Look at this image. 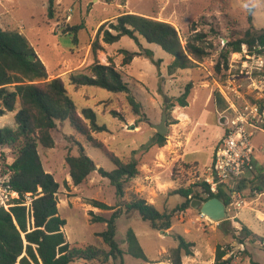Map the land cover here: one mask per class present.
Masks as SVG:
<instances>
[{"label":"rangeland","instance_id":"374dc122","mask_svg":"<svg viewBox=\"0 0 264 264\" xmlns=\"http://www.w3.org/2000/svg\"><path fill=\"white\" fill-rule=\"evenodd\" d=\"M47 5L48 0H0V22L6 29L17 30L28 39L46 68L48 78L62 76L78 111L85 107L94 110L97 121L108 129L96 134L107 148L118 156L126 159L133 156L138 160L139 173L126 182L120 203L137 193L159 211L170 210L183 201L180 195L171 194L173 189L193 184L194 189L201 191L192 180L209 163L216 137L222 135L223 129V112L217 108L213 92L217 90V83L223 80L225 71L216 73L214 64L226 40L241 35L250 25L248 13L255 28L264 27V0H54L53 18L47 15ZM122 12H135L171 22L179 31L182 44L193 34L189 29L191 22L197 21V29L206 32L213 45L211 54L202 62L170 74L168 65L172 56L141 36L142 47L151 49L153 57L135 56L129 64L122 63L120 49L143 53L133 39L122 36L111 44L100 40L102 48L97 52V59L103 64L111 61L120 71L141 102L144 117L132 115L127 106L124 110V98L117 93L94 86L76 88L67 79L68 72L87 71V65L92 61L91 41L97 28ZM81 22L84 26L78 31L75 44L72 34H63L62 28ZM211 27L216 35L212 34ZM232 57L231 53L228 62ZM189 81L192 88L188 105L182 107L174 98ZM170 102L174 105L165 109ZM17 109L18 104L13 111L0 116V127L14 124ZM111 109L123 113L125 118L113 117L109 113ZM123 110L128 111L127 115ZM163 113L168 126L165 144L160 147L149 145L156 132L153 124L160 122ZM53 138L54 146H38V153L44 169L59 184L58 214L66 221L62 231L70 245L94 244L106 249L96 235L105 229L106 224L92 222L89 211L106 218L110 216L112 210L94 207L91 200L114 205L119 199L109 179L97 173L98 167L112 170L114 165L98 148L90 146L76 133L67 120L57 122ZM79 144L96 169L83 183L74 186L64 158L67 154H78ZM253 145L257 166L264 172V134L255 135ZM2 160L5 163L13 160L9 148H0V162ZM3 169L0 165V174H4ZM257 182H246L237 194L230 197L223 220L205 224L197 220V211L190 206L176 211L172 225L166 229L169 235L152 228L136 211L118 216L115 219V240L119 246L126 248V231L131 228L149 260L145 262L124 254L121 264H150L152 261L170 264L165 257L171 248L177 246V234L195 244L192 255L182 256V264H212L218 245L227 251L224 258L231 257L232 264H264V191L257 192L254 188ZM24 201L28 208L31 198L26 196ZM243 225L261 241L249 242L250 237H246ZM118 263L116 260L115 264ZM70 264H112V260L99 263L75 259Z\"/></svg>","mask_w":264,"mask_h":264},{"label":"trees","instance_id":"16d2710c","mask_svg":"<svg viewBox=\"0 0 264 264\" xmlns=\"http://www.w3.org/2000/svg\"><path fill=\"white\" fill-rule=\"evenodd\" d=\"M47 9L48 17L53 18L54 0H48ZM247 20L250 25L243 33L234 39H227L219 51L214 64L216 73L225 71L230 54L240 51L242 44L249 47L255 44L264 45V27L255 28L251 24L252 16L249 13ZM83 26V22L67 24L62 28V33L72 34V40L76 44L77 33ZM197 26V21L191 22L189 29L193 34L182 44L179 31L171 22L135 12H122L97 28L91 41L92 61L87 65V71L68 72L67 79L76 88L94 86L117 93L124 98L122 106L124 110L127 106L132 115L144 117L141 102L132 93L120 71L111 61L103 64L97 59V52L102 48L100 40L111 44L122 36L133 39L143 53L120 49L123 55L122 63L129 64L135 56L144 54L146 57H153L151 49L142 47L139 41L141 36L147 42L159 45L172 56L168 65V72L172 74L178 69L195 66L211 54L212 42L207 39L208 34L198 30ZM211 31L213 35L217 34L212 27ZM191 88L192 82L189 81L183 91L174 98L177 105L182 107L188 105ZM213 98L217 108L223 111L227 104L217 90L213 92ZM17 104L14 124L0 127V148H9L13 154L10 163L2 160L0 165L4 167L3 173L9 171L7 184L19 194L18 199H13L15 205L8 210L0 206V264H70L75 259L99 263H107L110 259L112 264H115L116 260L121 264L124 254L148 262L131 228L126 231L125 249H122L115 240V219L118 216L136 211L152 228L166 231L172 225L174 213L189 208L190 201L194 198L205 201L217 197L227 206L235 190H240L246 182L252 183L254 180L258 181L254 186L257 192L264 191V172L260 171L256 164L255 169L247 176L240 177L232 189L219 187L216 192H210L208 195H202V190L194 189L193 184L173 189L171 194L180 195L183 201L170 210L159 211L137 193H132L130 198L121 204L126 182L139 173L138 160L133 156L126 159L110 151L105 142L96 136L108 129L105 124L97 121L94 110L85 107L78 111L62 76L48 78L46 68L28 39L17 30L6 29L0 22V116L13 111ZM173 105L174 103L170 102L166 104L165 109ZM127 112L124 111L125 115ZM109 113L120 120L125 118L123 113L115 109H111ZM66 120L76 133L84 137L90 146L98 148L114 165L112 170L98 167L97 173L109 179L119 199L114 205L97 199L91 200L94 207L112 210L110 216L106 218L89 211L92 222L106 224L104 230L96 233L106 249L94 244L83 247L70 245L62 231L66 221L58 214L59 184L53 175L44 169L38 146L52 148L55 144L53 131L57 122ZM141 120L143 119H138ZM165 141L164 135L155 132L149 145L160 147ZM64 159L68 166L70 181L74 186L83 183L95 168L94 162L84 153L81 144L78 154H67ZM26 196L31 198L28 208L22 204ZM242 230L246 237H250L249 242L261 241L257 240L258 236L245 225L242 226ZM175 238L178 244L169 250L165 260L170 264H182V256L192 255V247L195 244L180 234L175 235ZM239 242L242 243L243 239H239ZM226 253L227 251L218 245L212 264H232L231 257L224 258ZM150 264L157 262L152 261Z\"/></svg>","mask_w":264,"mask_h":264},{"label":"built area","instance_id":"2783aa9c","mask_svg":"<svg viewBox=\"0 0 264 264\" xmlns=\"http://www.w3.org/2000/svg\"><path fill=\"white\" fill-rule=\"evenodd\" d=\"M232 54L223 80L217 83V91L227 104L221 116L222 135L213 147L210 162L192 180L206 191L205 195L219 187L234 188L240 177L255 169L253 137L264 134V45L242 44L240 51ZM8 179L9 171L0 174V206L6 210L15 205L13 199L19 198L7 184ZM197 214V220L205 224L214 221L200 211Z\"/></svg>","mask_w":264,"mask_h":264},{"label":"water","instance_id":"95a60500","mask_svg":"<svg viewBox=\"0 0 264 264\" xmlns=\"http://www.w3.org/2000/svg\"><path fill=\"white\" fill-rule=\"evenodd\" d=\"M153 127L159 134L165 135L167 133L168 126L165 124V113H163L160 122L153 124ZM190 207L208 215L214 221L223 220L226 215L225 204L217 197H211L205 201L194 198L190 201ZM159 232L163 235H169L168 231L159 230Z\"/></svg>","mask_w":264,"mask_h":264},{"label":"crops","instance_id":"0c3cea01","mask_svg":"<svg viewBox=\"0 0 264 264\" xmlns=\"http://www.w3.org/2000/svg\"><path fill=\"white\" fill-rule=\"evenodd\" d=\"M209 14V13H208ZM221 136V135H220ZM220 136H217L216 137V142L218 141V139L220 138ZM212 150H213V148H212ZM211 154H212V152L210 153V159H211ZM210 162V161H209ZM206 165H208V164H206Z\"/></svg>","mask_w":264,"mask_h":264}]
</instances>
